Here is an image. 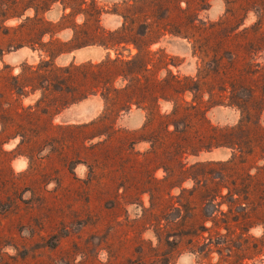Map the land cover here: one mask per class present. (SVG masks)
<instances>
[{
    "label": "rangeland",
    "instance_id": "obj_1",
    "mask_svg": "<svg viewBox=\"0 0 264 264\" xmlns=\"http://www.w3.org/2000/svg\"><path fill=\"white\" fill-rule=\"evenodd\" d=\"M0 264H264V0H0Z\"/></svg>",
    "mask_w": 264,
    "mask_h": 264
},
{
    "label": "bare ground",
    "instance_id": "obj_2",
    "mask_svg": "<svg viewBox=\"0 0 264 264\" xmlns=\"http://www.w3.org/2000/svg\"><path fill=\"white\" fill-rule=\"evenodd\" d=\"M90 52H91V51H90ZM83 54H84V53H83ZM83 54H82V55H83ZM215 153H216V152H215Z\"/></svg>",
    "mask_w": 264,
    "mask_h": 264
}]
</instances>
